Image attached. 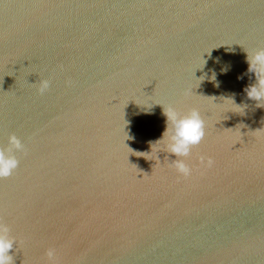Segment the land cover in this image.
I'll use <instances>...</instances> for the list:
<instances>
[{
	"label": "water",
	"instance_id": "obj_1",
	"mask_svg": "<svg viewBox=\"0 0 264 264\" xmlns=\"http://www.w3.org/2000/svg\"><path fill=\"white\" fill-rule=\"evenodd\" d=\"M260 47L264 0H0V147L27 148L0 179L14 264L49 247L58 264H264V107L244 92ZM170 105L205 121L188 178L152 146Z\"/></svg>",
	"mask_w": 264,
	"mask_h": 264
},
{
	"label": "clouds",
	"instance_id": "obj_2",
	"mask_svg": "<svg viewBox=\"0 0 264 264\" xmlns=\"http://www.w3.org/2000/svg\"><path fill=\"white\" fill-rule=\"evenodd\" d=\"M246 52V62L248 64L247 73L254 74L255 83L249 84L244 88L247 98L257 102V107H264V47L257 48L252 52ZM245 73L244 75H246ZM243 75L238 79H242ZM71 85V81H66ZM216 86H219L218 83ZM50 87L48 79L39 81L37 90L43 94ZM165 116V130L162 137L152 144L163 142L161 148L156 151L164 150L173 154V166L183 178L191 176L193 169L183 158L189 157L193 147L199 145L205 137V121L199 111L195 108L181 113L173 106L163 107ZM7 146L0 147V179H5L13 175L18 168L19 160L14 154L16 152L27 154V148L16 134H9ZM152 150V147H151ZM200 166L203 169L213 167L214 160L211 157L200 156ZM15 238L10 235L9 226L0 218V264H14L10 250L13 249ZM48 264H58L57 252L53 247L45 251Z\"/></svg>",
	"mask_w": 264,
	"mask_h": 264
}]
</instances>
